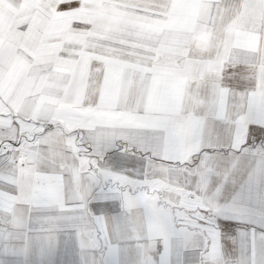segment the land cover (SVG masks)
<instances>
[{
    "label": "crops",
    "instance_id": "obj_1",
    "mask_svg": "<svg viewBox=\"0 0 264 264\" xmlns=\"http://www.w3.org/2000/svg\"><path fill=\"white\" fill-rule=\"evenodd\" d=\"M0 264H264V0H0Z\"/></svg>",
    "mask_w": 264,
    "mask_h": 264
}]
</instances>
